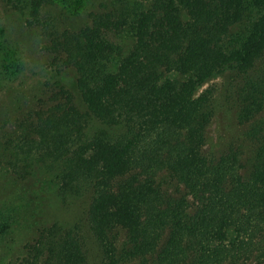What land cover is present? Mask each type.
I'll use <instances>...</instances> for the list:
<instances>
[{
	"label": "trees",
	"instance_id": "16d2710c",
	"mask_svg": "<svg viewBox=\"0 0 264 264\" xmlns=\"http://www.w3.org/2000/svg\"><path fill=\"white\" fill-rule=\"evenodd\" d=\"M70 1L0 0L75 72L56 67L45 83L68 85L82 103L67 97L21 114L0 98V170L16 183L0 203V264L260 259L264 0H78L87 14L80 22H70ZM5 37L0 27V96L26 67L19 41ZM226 70L220 101L210 88L195 95ZM221 106L239 128L205 151L206 127ZM160 172L186 192L163 189ZM38 175L63 202L86 206L74 222L30 225L40 229L21 250L13 233L36 202L28 186Z\"/></svg>",
	"mask_w": 264,
	"mask_h": 264
},
{
	"label": "rangeland",
	"instance_id": "374dc122",
	"mask_svg": "<svg viewBox=\"0 0 264 264\" xmlns=\"http://www.w3.org/2000/svg\"><path fill=\"white\" fill-rule=\"evenodd\" d=\"M70 5L71 7H69V10L73 15L70 22H80L87 17L86 12H82L83 8L81 9V6H78V0H71ZM74 9L79 10H77V13H74ZM0 24L4 26L0 27L5 29V38L8 39V41H10V39L19 41V57L22 56L26 61L25 70L19 75V84L15 82L13 86H11L9 93L0 96V98L2 97L1 104H8L10 102L11 104L19 105V110L22 114V112H28L29 109L38 110L47 108L57 102L65 101L66 98L69 97L74 104L81 107L82 103L79 94L70 89L68 85H60L58 82L55 84L53 81L49 85L45 83L46 76H53V79H55V76L57 77L55 72L56 67H59L60 70L62 69L61 73H75L71 67L62 64V56L44 50L35 33L24 27L22 16L9 10L5 11L1 4ZM229 75V70H226L209 77L197 88L195 95H199L204 90L210 88L213 90L215 100L220 101V99L223 98L224 88ZM41 77L43 78L39 79ZM62 90L66 91L67 94L61 93ZM238 128L239 126L232 112L227 111L221 106V109L215 113L206 127L207 139L203 149L205 151L210 149L214 151L218 150L228 137L233 138ZM164 178V172H160L155 176L156 182L159 183L163 189L177 194L186 192L182 184H178L175 180L170 178L167 183ZM15 185L16 183L9 182L6 176H4V172L0 170V203L5 201V196L13 191ZM28 192L34 195L36 202L34 201L35 203L32 206L29 216L23 220L22 225L20 224L18 232L13 233L17 236L19 249L21 250L24 243L34 239L33 236L38 233L41 227L50 225L56 220L64 223H71L83 216V210L86 206L83 200L79 198L63 202L57 197L54 184H50V182L46 180V175L31 177ZM186 196L188 200V210H190L195 201L191 195L186 193ZM30 225H35V228L37 226L40 228H37L34 233V231H31ZM120 233L119 240H122V230ZM262 233L264 234V228ZM258 261L260 264H264V255L260 257V259L250 257L248 260H239L237 262L226 261L224 264H257ZM137 263L138 260H132L125 264Z\"/></svg>",
	"mask_w": 264,
	"mask_h": 264
}]
</instances>
